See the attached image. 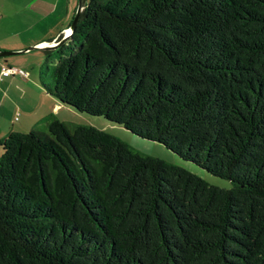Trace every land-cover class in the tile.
<instances>
[{
	"label": "trees",
	"instance_id": "obj_1",
	"mask_svg": "<svg viewBox=\"0 0 264 264\" xmlns=\"http://www.w3.org/2000/svg\"><path fill=\"white\" fill-rule=\"evenodd\" d=\"M38 78L232 186L50 116L0 140V264H264V0H86Z\"/></svg>",
	"mask_w": 264,
	"mask_h": 264
},
{
	"label": "crops",
	"instance_id": "obj_2",
	"mask_svg": "<svg viewBox=\"0 0 264 264\" xmlns=\"http://www.w3.org/2000/svg\"><path fill=\"white\" fill-rule=\"evenodd\" d=\"M79 0H0V51L23 50L0 56V140L12 131L39 127L50 116L65 121L69 110L40 85L35 64L51 44L70 33ZM3 64L28 71L26 76L3 75ZM1 148V146H0ZM2 149H0L1 151Z\"/></svg>",
	"mask_w": 264,
	"mask_h": 264
},
{
	"label": "rangeland",
	"instance_id": "obj_3",
	"mask_svg": "<svg viewBox=\"0 0 264 264\" xmlns=\"http://www.w3.org/2000/svg\"><path fill=\"white\" fill-rule=\"evenodd\" d=\"M23 54H15V57H20ZM35 69L38 74L39 65L35 64ZM62 115L66 122L69 123H81V124H91L93 126H96L97 128L104 129L111 134L117 136L122 141L129 144L132 148L137 150L138 152L154 157H159L171 164H175L181 167H184L199 176L203 177L205 180H207L209 183L229 188L232 186V183L230 180L221 178L218 176H215L211 174L210 172L206 171L202 167L198 166L197 164L193 163L189 160H184L180 156H178L176 153L168 149L166 146H164L162 143L149 140L146 138H142L134 133H132L130 130L126 129L125 127L114 124L112 122H109L107 119H105L102 116H94L90 114H80L79 112H70L62 111ZM40 129H45L46 125L45 123H41L39 126ZM2 149V148H0ZM2 150L0 151L1 154Z\"/></svg>",
	"mask_w": 264,
	"mask_h": 264
},
{
	"label": "water",
	"instance_id": "obj_4",
	"mask_svg": "<svg viewBox=\"0 0 264 264\" xmlns=\"http://www.w3.org/2000/svg\"><path fill=\"white\" fill-rule=\"evenodd\" d=\"M85 2H86V0H79L77 10L75 12V15L73 17L72 23L70 25V33L68 35L64 36L60 41L53 42L51 44L52 47H55V46L59 45L60 43L64 42L67 39V37L71 34V32L74 30V28L77 25V22L79 20L80 13H81V11L83 9V6H84V3ZM25 50L26 49H23V50L0 51V56L10 55V54H16V53H20V52L25 51Z\"/></svg>",
	"mask_w": 264,
	"mask_h": 264
},
{
	"label": "built area",
	"instance_id": "obj_5",
	"mask_svg": "<svg viewBox=\"0 0 264 264\" xmlns=\"http://www.w3.org/2000/svg\"><path fill=\"white\" fill-rule=\"evenodd\" d=\"M1 73L3 75H10V74L20 73L21 75L26 76L28 74V71L25 70V69H20V68H18L16 66H11V65H8V64H3L2 65V68H1Z\"/></svg>",
	"mask_w": 264,
	"mask_h": 264
}]
</instances>
